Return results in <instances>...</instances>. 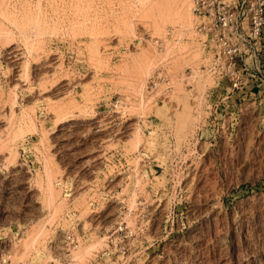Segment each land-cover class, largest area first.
Wrapping results in <instances>:
<instances>
[{"label":"rangeland","instance_id":"1","mask_svg":"<svg viewBox=\"0 0 264 264\" xmlns=\"http://www.w3.org/2000/svg\"><path fill=\"white\" fill-rule=\"evenodd\" d=\"M192 6L0 0V264H264V78Z\"/></svg>","mask_w":264,"mask_h":264},{"label":"built area","instance_id":"2","mask_svg":"<svg viewBox=\"0 0 264 264\" xmlns=\"http://www.w3.org/2000/svg\"><path fill=\"white\" fill-rule=\"evenodd\" d=\"M192 12L203 19L198 29L215 43L218 68L232 91L245 89L246 79L264 78V0H193Z\"/></svg>","mask_w":264,"mask_h":264}]
</instances>
